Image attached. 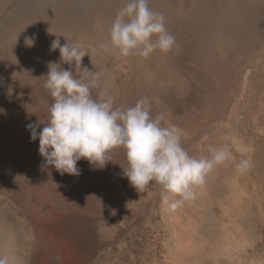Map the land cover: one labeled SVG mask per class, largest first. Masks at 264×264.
<instances>
[{"label":"rangeland","instance_id":"374dc122","mask_svg":"<svg viewBox=\"0 0 264 264\" xmlns=\"http://www.w3.org/2000/svg\"><path fill=\"white\" fill-rule=\"evenodd\" d=\"M192 1L179 0L176 14ZM234 1L225 3L236 12L240 37L247 33L255 37L254 46L248 45L254 50L246 47L245 38H240V47L226 54L219 51L218 40L198 43L201 57L213 64L214 83L184 47L177 45L170 84L146 98L152 116L162 114L164 126L180 130L182 145L190 155L208 156L209 146L228 145L229 160L208 174L194 200L175 210L162 203L155 184L143 192L129 184L120 167L124 164L121 150L110 156L103 169L81 159L76 165L78 176L45 175L43 198H53L58 204L48 206V228L63 222L74 231L73 239L56 243L55 251L52 248L58 264H74L77 259L83 264H264V9L253 7L252 0ZM87 56L82 58L81 69L101 73L93 96L101 90L113 92L110 95L117 103L123 90L119 82L132 69L113 55L94 60L92 56L94 62ZM89 59L93 63L87 62ZM81 75L89 78L79 69V78ZM205 135L207 141L202 140ZM241 159H249L252 166L237 174L235 166ZM91 176L95 183L85 189L83 185ZM37 258L40 260L33 263L51 264L48 258Z\"/></svg>","mask_w":264,"mask_h":264},{"label":"bare ground","instance_id":"6f19581e","mask_svg":"<svg viewBox=\"0 0 264 264\" xmlns=\"http://www.w3.org/2000/svg\"><path fill=\"white\" fill-rule=\"evenodd\" d=\"M225 1L193 0L177 15L175 7L179 0H150L149 6L164 15L166 29L175 37V44L167 53L157 50L144 59L136 54L118 58L101 47L107 42L110 25L126 0H0V109L4 110L0 113V257H6L8 264H35V259L40 260L37 257L48 258L51 264H58V255H54L52 248L55 251L56 243L73 239L74 235L71 227L63 222L58 227L48 228L45 221L48 206L56 207L58 204L53 198H43L44 177L62 178V175L52 166L44 167L43 158L38 153L39 141H31L30 131L26 128L30 123L39 124V132L44 126L40 123H46L49 118L53 100L44 88V77L50 62H60L59 49L52 50V42L59 39L61 44L66 41L82 43L81 48L90 54V59L92 56L94 60V57L113 55L111 57L119 59V63L126 62L132 72L119 82L125 95L122 90V97L115 104L133 106L138 100L170 84L171 68L178 59L177 45L184 47L187 55L214 83L217 76L213 64L201 57L198 43L218 40L217 47L224 54L240 47L244 38L246 42L243 43L247 45L244 46L252 47L255 37L248 33L240 37L236 12L233 13ZM250 3H256L252 6H258V10L264 9V0H252ZM242 29L245 31L244 27ZM30 39L34 41L31 45ZM87 58L85 55L84 59ZM104 58L98 60L102 62ZM114 61L110 67L114 66ZM61 67L73 71L79 78V69L74 64H62ZM209 100L213 104L215 97ZM118 151H113L110 156ZM94 179V176L89 177L83 187H92ZM83 262L77 259L74 264Z\"/></svg>","mask_w":264,"mask_h":264},{"label":"clouds","instance_id":"9594fccd","mask_svg":"<svg viewBox=\"0 0 264 264\" xmlns=\"http://www.w3.org/2000/svg\"><path fill=\"white\" fill-rule=\"evenodd\" d=\"M149 5L150 0H126L101 47L118 58L136 54L147 59L157 50L170 51L175 37L167 31L164 15ZM51 49H59L60 62H50L44 77V88L53 100L49 118L46 123L39 122L44 125L39 132V124L26 125L31 141H39L44 167L52 166L61 175L78 176L76 165L81 159L103 169L111 161L110 154L121 150L124 164L120 167L129 184L137 192L155 184L162 203L175 210L194 200L196 189L206 183L208 174L229 160L228 145L209 146L208 156L190 155L182 145L180 130L164 126L162 114L152 116L146 98L124 107L116 106L114 97L103 90L94 97L92 89L99 87L101 73L81 69L82 58L88 54L79 44H61L56 39ZM62 64H74L89 78H76ZM3 111L0 109V113ZM202 140L207 141L208 136ZM251 166L249 159H241L235 171L244 174ZM0 264H8L7 258L0 257Z\"/></svg>","mask_w":264,"mask_h":264}]
</instances>
